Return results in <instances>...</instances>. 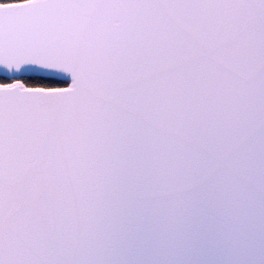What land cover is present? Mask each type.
<instances>
[{
	"label": "snow or ice",
	"instance_id": "1",
	"mask_svg": "<svg viewBox=\"0 0 264 264\" xmlns=\"http://www.w3.org/2000/svg\"><path fill=\"white\" fill-rule=\"evenodd\" d=\"M0 264H264V0H0Z\"/></svg>",
	"mask_w": 264,
	"mask_h": 264
}]
</instances>
